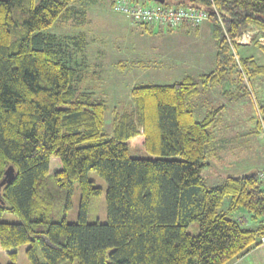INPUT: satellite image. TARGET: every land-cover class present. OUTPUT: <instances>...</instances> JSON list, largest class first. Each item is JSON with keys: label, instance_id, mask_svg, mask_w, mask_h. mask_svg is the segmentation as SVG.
Here are the masks:
<instances>
[{"label": "trees", "instance_id": "16d2710c", "mask_svg": "<svg viewBox=\"0 0 264 264\" xmlns=\"http://www.w3.org/2000/svg\"><path fill=\"white\" fill-rule=\"evenodd\" d=\"M73 1L0 0V180L9 165L15 170L0 192V250L7 264H16L25 243L30 264H227L260 245L262 168L207 186L201 170L215 155L214 132L225 106L197 120L190 99L234 72L264 76V65L250 57L235 62L231 54L248 27L264 34V0L155 2L207 10L214 69L198 80L134 86V106L113 111L111 133L106 105L83 86V70L66 62L54 35L42 32L58 18L67 21ZM259 49L264 53L263 44ZM259 109L261 115L264 106ZM130 143L156 158L132 156ZM89 171L107 183L104 223L86 220L91 199L101 192ZM74 183L79 216L69 222ZM226 198V211L218 212ZM241 209L255 225L230 217ZM4 210L19 222L3 221ZM193 221L196 234L187 230Z\"/></svg>", "mask_w": 264, "mask_h": 264}, {"label": "rangeland", "instance_id": "374dc122", "mask_svg": "<svg viewBox=\"0 0 264 264\" xmlns=\"http://www.w3.org/2000/svg\"><path fill=\"white\" fill-rule=\"evenodd\" d=\"M139 2L150 6L156 4L152 0ZM112 4L113 0H74L71 3L72 14L67 21L58 18L42 30L61 42L66 51V62L83 70V86L105 103L108 133H111L109 125L113 111L133 108L130 90L134 86L171 84L182 81L186 76L198 80L214 69L216 52L209 20L202 22L197 32L194 30L199 26L191 27L193 30L189 32L183 31L182 26L171 29L147 24L145 28L115 11ZM247 30L256 31L251 38L241 35L237 39L242 47L231 49L233 59L238 62L240 57H250L258 65H264V53L259 49L264 40L258 39L264 34L254 26ZM237 75L234 72L223 85L210 87L190 99L197 120H202L208 110L225 106L222 120L214 132L215 155L206 159L208 165L201 170L209 187L220 184L225 175H242L264 168V110L261 115L258 114L259 106H264V76L247 79ZM258 119L261 121L260 128L256 125ZM129 150L134 157L156 158L141 145L130 143ZM51 171L52 168L50 174ZM88 178L101 188V192L91 199L86 220L104 223L107 221V183L95 171H89ZM48 185L53 188V179L49 177ZM69 200L65 218L76 222L80 201L78 183H74ZM228 201V198L224 199L218 212L226 211ZM230 217L242 220L245 226L255 225L244 209ZM1 219L19 222L16 215L6 210ZM187 230L196 234L198 222H191ZM27 247V243L19 246L16 264H30ZM38 256L41 259L39 252ZM8 262V257L0 250V264ZM227 264H264V242Z\"/></svg>", "mask_w": 264, "mask_h": 264}, {"label": "built area", "instance_id": "2783aa9c", "mask_svg": "<svg viewBox=\"0 0 264 264\" xmlns=\"http://www.w3.org/2000/svg\"><path fill=\"white\" fill-rule=\"evenodd\" d=\"M113 9L126 15L134 24L159 25L175 29L185 24L196 27L208 19L206 9L193 7H176L162 4L145 5L137 0H113ZM256 30L245 31L243 38H251ZM257 179L264 188V168L257 171ZM264 242V237L261 239Z\"/></svg>", "mask_w": 264, "mask_h": 264}, {"label": "water", "instance_id": "95a60500", "mask_svg": "<svg viewBox=\"0 0 264 264\" xmlns=\"http://www.w3.org/2000/svg\"><path fill=\"white\" fill-rule=\"evenodd\" d=\"M154 2H158V3H163L164 0H152ZM14 167L12 165H9L5 171H4V177L0 180V192H1V188L5 185L8 184L12 181L13 177H14ZM0 203H4V201L1 199L0 196Z\"/></svg>", "mask_w": 264, "mask_h": 264}, {"label": "crops", "instance_id": "0c3cea01", "mask_svg": "<svg viewBox=\"0 0 264 264\" xmlns=\"http://www.w3.org/2000/svg\"><path fill=\"white\" fill-rule=\"evenodd\" d=\"M199 28H200V26L197 27L194 31L197 32V31L199 30ZM181 29H183V31H184V30H187V32H189L190 30H193V29H191V26H189V25H187V24L183 25ZM258 39H259V40H264V37H260V38H258ZM237 41H238L239 44H241L239 40H237ZM248 42H249V41H248ZM248 42H247V43H248ZM247 43H246V44H247ZM262 44L264 45V42H262ZM214 45H215V44H214ZM241 47H242V46L240 45V48H241ZM257 169H259V168H257ZM252 249H253V248H252ZM252 249L249 250V251H252ZM249 251H248V252H249ZM236 260H237V259H236Z\"/></svg>", "mask_w": 264, "mask_h": 264}]
</instances>
